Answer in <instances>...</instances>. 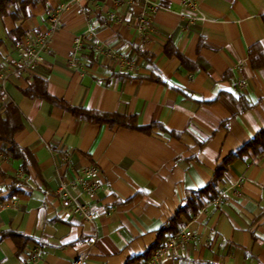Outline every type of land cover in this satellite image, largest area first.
<instances>
[{
  "label": "crops",
  "instance_id": "1",
  "mask_svg": "<svg viewBox=\"0 0 264 264\" xmlns=\"http://www.w3.org/2000/svg\"><path fill=\"white\" fill-rule=\"evenodd\" d=\"M153 1L154 11L143 0H47L26 19L0 18V115L17 107L14 141L34 158H0V264L27 262L31 250L37 264H71L79 252L86 264H141L190 192L200 207L180 213L179 230L191 238L160 264H264V150L245 146L264 129V0H192V21L181 0ZM54 13L43 61L19 69ZM144 13L151 24L140 28ZM34 77L49 98L24 93ZM55 100L146 128L89 122ZM88 163L104 180L92 223L55 193Z\"/></svg>",
  "mask_w": 264,
  "mask_h": 264
},
{
  "label": "built area",
  "instance_id": "2",
  "mask_svg": "<svg viewBox=\"0 0 264 264\" xmlns=\"http://www.w3.org/2000/svg\"><path fill=\"white\" fill-rule=\"evenodd\" d=\"M146 6L154 11L157 8V4L153 0H143ZM186 6V10L189 12L190 20L195 19V13L197 5L192 0H181ZM150 14L144 13L139 19V27L143 28L151 24ZM112 18L121 19L122 15L113 12L110 15ZM60 26V19L58 13H54L50 16V26L44 28L34 44L28 45L22 50V60L19 62V69H25L33 71L43 61L42 51L45 50L51 39L52 33ZM80 43V37L75 38V46ZM107 57L118 58V54L109 49L105 53ZM70 63H74L71 59ZM11 155L9 147L0 146V158H6ZM104 180L101 171L96 163H88L81 168V172L72 179L61 180L55 189V193L60 199L61 205L64 207L67 213L79 216L83 221L92 223L94 221L95 212L91 207V200H95L98 195V191L103 185ZM70 186H75L79 189V194H73L70 190ZM81 196H86L88 200L82 199ZM217 201H214L216 204ZM4 205H0L3 208ZM191 238V233L185 230H179L176 233L166 236L163 244L155 249L152 254L144 260L141 264H160L165 258L171 257L176 254L177 247L183 239ZM91 240H95L92 236ZM29 260L27 262H21L20 264H37L39 251L31 250L27 253ZM71 264H86V253L79 252L74 261Z\"/></svg>",
  "mask_w": 264,
  "mask_h": 264
},
{
  "label": "trees",
  "instance_id": "3",
  "mask_svg": "<svg viewBox=\"0 0 264 264\" xmlns=\"http://www.w3.org/2000/svg\"><path fill=\"white\" fill-rule=\"evenodd\" d=\"M47 0H0V18L3 16H11L14 21H20L26 19L30 15V7L34 6L38 3H45ZM18 31V27L15 29ZM141 56H144L145 53L139 51ZM264 63V62H263ZM24 93L31 98L39 97V98H49L46 92V80L34 77L31 83L24 90ZM55 102L59 103L61 106L65 107V109L71 111L78 117L87 120L89 122L95 123H107L109 125L118 124L121 126L131 127V128H140L145 129L139 125L134 116H128L119 113H109L98 110H87L85 108H75L69 106L65 102L55 100ZM23 128V123L21 122L20 113L17 107L12 103L8 102L5 105L4 114L0 115V142H7L10 144L9 150L12 152L13 156L19 157L23 161V165H27L28 162H33L34 158L32 153L25 147L20 146L14 141V135L17 131ZM245 146H251L255 150L261 152L264 150V129L259 131L256 136ZM226 170V166L223 164L220 167H217L216 174L217 177L221 176L222 173ZM214 187V183L205 189V197L214 196V192L210 191ZM200 194V193H199ZM199 195L194 192H190L186 198L185 203L183 205V210L180 208L174 217L167 222L165 227L159 232V236L156 242L157 248L161 246L165 240V233H176L179 231V227L181 224L179 215L183 211L184 213H188L189 211L195 212L200 207V202L197 201V197ZM12 235L15 233L10 232ZM21 236V235H20Z\"/></svg>",
  "mask_w": 264,
  "mask_h": 264
}]
</instances>
